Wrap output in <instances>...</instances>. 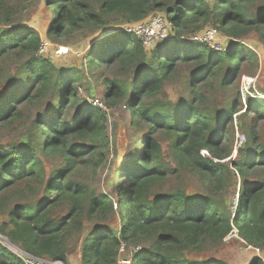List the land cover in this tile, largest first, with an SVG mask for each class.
<instances>
[{
    "label": "trees",
    "instance_id": "obj_1",
    "mask_svg": "<svg viewBox=\"0 0 264 264\" xmlns=\"http://www.w3.org/2000/svg\"><path fill=\"white\" fill-rule=\"evenodd\" d=\"M46 1L54 11L47 36H59L84 27L102 28L104 17L113 12H123L134 21H143L153 11L165 12L177 34L158 42L147 52L140 38L118 31L96 41L86 53V63L92 68L104 64L134 65L135 75L130 84L106 80L102 102L109 107L129 92L131 114L148 127L140 148L121 167L120 179L126 185L118 187L122 212L116 228L106 217L111 203L105 195L88 197L79 184L67 180L68 174L80 164L94 167L102 164V151L108 145L105 112L98 106H84L75 111L71 123L65 122L61 116L65 109L77 107V83L81 78L78 71L57 70L47 58L38 56L42 41L30 26H14L2 34L0 59L9 53L26 54L29 58L20 69L21 80L15 79L13 86L0 95V123L15 118L22 103L38 98L54 82L58 87L60 112L56 114L51 104L47 108L48 117L38 118L35 126L44 140L41 146L29 141L18 147L0 146V209L6 202V193L17 182L24 181L28 189L37 182L42 165L36 158V150L58 154L64 161L63 169L52 176L43 188V196L34 205H17L7 212L8 220L0 226L2 237L34 256L64 263L68 238L73 232L80 233L84 217L88 222L96 220L97 223L92 224L80 245L81 264H115L122 244L138 247L145 241L147 246L130 253L133 264H229L223 260H188L184 258V251L221 243L233 228L245 246L264 250V142H257L255 127L248 130V142L229 167L222 160L230 154V149L224 151L223 146L229 136L232 114L236 112L234 103L214 115L203 113L195 104L197 97H201L195 87L197 82H206L218 70L224 74L223 84L238 77L241 63L249 59L246 48L233 38L224 50L218 51L184 40L178 34L179 27L182 30L190 20L204 23L211 17L221 30L235 31V35L239 25L247 29L264 27V0H260L255 18L246 14L238 0H216L212 9L204 0H100V12L93 10L86 0ZM177 63H193L197 68L190 83L193 99L175 104L160 101L147 104L145 100L158 92ZM248 109L251 121H264V98H249ZM157 132L172 137L170 149L177 167L198 174L209 192H217L226 178H235L234 172L240 176L232 214L229 210H219L209 195L180 190L153 193V188L170 170L163 161L161 145L151 138L150 133ZM72 138L84 144L73 143ZM63 203L67 205V212L55 215L54 209ZM0 264L23 263L0 242ZM248 264L264 263L261 257L254 256Z\"/></svg>",
    "mask_w": 264,
    "mask_h": 264
},
{
    "label": "rangeland",
    "instance_id": "obj_2",
    "mask_svg": "<svg viewBox=\"0 0 264 264\" xmlns=\"http://www.w3.org/2000/svg\"><path fill=\"white\" fill-rule=\"evenodd\" d=\"M91 8L100 12V0H86ZM208 7L212 9L216 0H204ZM242 3L243 9L250 18H255L258 14L260 0H238ZM46 0H36L35 2L27 0H0V39L3 33L14 26L26 25L35 29L42 40H47L44 56L58 69L73 68L78 71L81 77L77 83L78 103L77 107L68 106L63 115L64 121L71 123L72 117L78 108L84 106H98L96 100L102 102L106 80L117 79L123 85H128L135 75L134 65L119 66L117 64L99 65L92 68L86 63V53L88 49L99 39L109 36L118 31H124L129 24L139 21L132 20L131 16L123 12H113L104 17L105 25L102 28L92 30L84 27L79 31H73L63 35L47 36V29L53 21V8L49 7ZM152 15H161L167 19L168 34L172 39L176 34V29L169 21L167 14L163 11H153L146 18ZM145 18V19H146ZM214 17L206 22L190 20L185 28L179 27L178 34H181L184 40H191V36L208 27H218L215 41L219 44L221 50H224L230 41L238 40L246 48L248 60L241 63L240 74L237 78L231 79L229 83L223 84L224 74L220 70L216 75L206 82H197L196 88L201 92V97H197L195 104L197 109L212 115L226 110L231 103H234L236 112L232 114V124L228 125L229 136L223 150L230 149V154L222 161L229 167L231 162L236 160L239 150L244 149L248 142V130L255 127L257 133V142H264V121H251L252 114L248 111V99L251 97L264 98V27L255 26L252 29L236 26L237 33L221 30L218 23L214 22ZM215 27V28H216ZM217 29V28H216ZM155 44L146 47L147 52ZM60 47H67L68 51L57 54ZM214 49V48H213ZM29 55L26 54H8L0 59V95L7 91L15 79L21 80L23 73L20 69L27 62ZM196 66L193 63H177L170 77L163 81L158 92L148 97L146 103L156 101L175 104L179 101L193 99L191 91V78L196 73ZM57 85L54 82L46 87L44 92L30 102L22 103L17 112L18 115L5 122L0 123V146L5 148L18 147L23 142L32 144L44 142L41 139L36 128L38 118H47L49 111L47 108L52 104L54 112L58 114L57 109ZM129 92L123 99L114 101L109 107L102 105L106 109L105 127L108 133V145L102 151L103 162L100 166L94 167L87 163L78 165L68 174L67 180L79 184L86 192L88 197L105 195L111 203L110 209L106 211V217L113 228L119 226L122 208L119 206L121 194L118 187H124L126 182L120 179L121 167L129 161L133 152L140 148L143 135L147 134L148 127L146 123L136 120V116L131 114V107L128 101ZM249 124L247 129L246 125ZM252 125V126H251ZM151 138L157 139L161 145L162 158L164 163L170 167L167 177L153 188V193L184 191L193 195H209L217 208L221 211L229 210L232 214L236 203L241 178L236 172L235 178H226L223 186L217 192H209L203 185L198 174L190 169H180L172 158L170 144L172 137L163 132L150 133ZM36 138L38 142H36ZM240 140L242 143L239 144ZM76 144H84L80 139L72 138L70 140ZM40 143V144H39ZM36 158L41 162L39 171L40 177L33 188L24 187V181L17 182L15 187L9 189L6 193L7 199L4 206L0 209V226L7 221V212L17 205H34L43 196V188L51 180L56 172H60L64 167V161L58 154H47L42 151H35ZM202 154L210 156L202 151ZM257 178V175L253 176ZM251 177V178H252ZM29 182V181H28ZM28 186H31L30 182ZM112 208V209H111ZM85 211V210H84ZM55 215H64L67 212V205L62 204L54 209ZM83 217V216H82ZM83 228L68 238L67 253L75 252L80 249L83 238L91 229L96 220L88 222L82 219ZM1 235V234H0ZM2 236V235H1ZM0 242L6 248L17 251V245L11 244L6 237L0 238ZM148 242H142L141 247L147 246ZM138 245V247H140ZM135 245L125 246L123 257L130 255L132 251L138 248ZM20 248V247H19ZM245 246L239 236H235L234 229L232 233L226 236L221 243L206 244L201 249H188L184 251V258L195 261H214L223 260L229 264H248L252 257L260 250ZM62 264H67L65 261Z\"/></svg>",
    "mask_w": 264,
    "mask_h": 264
},
{
    "label": "built area",
    "instance_id": "obj_3",
    "mask_svg": "<svg viewBox=\"0 0 264 264\" xmlns=\"http://www.w3.org/2000/svg\"><path fill=\"white\" fill-rule=\"evenodd\" d=\"M124 31L140 38L141 42L145 47H148L151 44L158 43L169 38L167 19L161 15H155V16L152 15L151 17L143 21L129 24L125 27ZM216 36H217V29L215 27H208L204 31L201 30L200 32L193 34L190 39L193 42L205 44L210 46L211 48H214L215 50L222 51L221 48L218 46L219 44L215 41ZM47 45H48L47 40H42L41 45L39 47V51L37 53L38 56H44ZM67 51H68L67 47H60L56 51V53L61 54ZM95 104L101 107L102 109H106L102 105V102H99V100H96ZM241 143L242 140H240L239 144ZM233 229L235 231V236H237V230L235 228ZM0 238H2L1 235ZM11 251H13L21 259L23 264H62V262L59 260H50L48 258L34 256L30 253H27L26 251H24L19 247L17 251L14 250ZM119 252H120V257L118 258L115 264H133L132 263L133 260L130 255L127 257H123V254L125 253V246L123 244L121 245Z\"/></svg>",
    "mask_w": 264,
    "mask_h": 264
},
{
    "label": "crops",
    "instance_id": "obj_4",
    "mask_svg": "<svg viewBox=\"0 0 264 264\" xmlns=\"http://www.w3.org/2000/svg\"><path fill=\"white\" fill-rule=\"evenodd\" d=\"M257 256L261 257L264 261V250L257 253ZM66 262L67 264H81L79 248L75 252L67 253Z\"/></svg>",
    "mask_w": 264,
    "mask_h": 264
}]
</instances>
